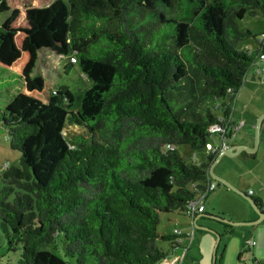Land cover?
<instances>
[{"label":"trees","instance_id":"obj_1","mask_svg":"<svg viewBox=\"0 0 264 264\" xmlns=\"http://www.w3.org/2000/svg\"><path fill=\"white\" fill-rule=\"evenodd\" d=\"M245 16L264 18V0H0V89L13 83L5 74L20 82L0 113L19 154L0 166V237L8 252L19 244L17 264L169 256L176 236L157 233L159 214L184 216L215 159L186 164L176 147L217 135L261 54L235 48L256 38L238 28ZM45 52L73 58L89 87L54 92L32 76ZM66 124L87 135L67 140Z\"/></svg>","mask_w":264,"mask_h":264},{"label":"rangeland","instance_id":"obj_2","mask_svg":"<svg viewBox=\"0 0 264 264\" xmlns=\"http://www.w3.org/2000/svg\"><path fill=\"white\" fill-rule=\"evenodd\" d=\"M238 28L240 30H246L251 34L257 36L259 33H264V18L260 16H256L253 18L245 16L242 20L238 21ZM235 48L237 51L245 50L248 52L249 55L253 56L258 49L256 38H246L245 40L238 42ZM69 63L72 64L71 70L67 69ZM257 70L258 65L257 63H254L243 83L245 89L246 86L248 88V84H250L252 78L254 79L255 84H259L257 81ZM32 76H40L41 78H43L54 92H57L60 86H68L72 87L71 90L78 96L89 87V81L87 80L86 76L79 70V68L77 67V63H74L71 60V57L67 59L65 57H59L54 54H51L50 52H45L44 54H41L39 56L35 68L33 70ZM7 77H9L10 82H12L13 79L14 80L11 86L5 87V89L7 90L0 89V113L4 111V107L13 98V96L16 94L17 90L20 87V82L17 80V78H15L13 74H5L4 78ZM226 102V99H218L210 102L208 105L211 113L213 115L221 114V104ZM213 104L216 105V109L213 108ZM63 135L67 140H70L77 135L86 136L87 131L83 127H79L77 125L72 124H66L64 126ZM207 141L209 143L211 141L216 143L215 138H211ZM176 150L178 156L182 160H184L186 164L199 165L205 160V150L203 148L198 150H192L189 146H178L176 147ZM18 159L19 154L9 148V142L7 140V131L3 129L0 121V166L3 164H8L9 166L18 165ZM245 178V182H250L248 174L245 176ZM216 189H218V187ZM244 189L245 191H247L248 188L245 187ZM244 189L242 191H244ZM252 189H254L255 191L261 190L260 187L254 186L252 187ZM244 202L252 211L249 204L245 200ZM221 207L224 210H229L230 203H223L221 204ZM178 220L180 221L181 219H179L175 214L160 213L159 224L156 230L157 233H159L160 235H172L171 233L173 231L174 225ZM198 224H203V226L201 227ZM198 224V227L206 228L207 230L193 228V233L195 234L192 233V235L190 236L191 241L190 238L189 241H184L185 246L188 245L189 247V253L193 254L195 257V264L197 263V261L201 262V259H203L202 263L204 262V264H264V257H261L256 261L251 257V251H246L247 239H252L255 241V243H257V239L261 240L264 238V226L262 224H259L257 226L255 225L256 227L245 225L235 227L237 228L236 233L225 242V249L223 252V241L216 245V235H219L217 229L218 226L216 224L202 221H199ZM241 230L247 231L246 233L242 234ZM199 234L201 236L200 238L198 236ZM160 245L164 250L168 249L167 242L161 241ZM215 246H217V248ZM239 246L242 247L240 248L242 255L240 258H237V255L240 252L236 249H239ZM7 247L8 245L6 240L3 237H0V264H17L20 256L19 244L13 246L15 251L8 252Z\"/></svg>","mask_w":264,"mask_h":264},{"label":"crops","instance_id":"obj_3","mask_svg":"<svg viewBox=\"0 0 264 264\" xmlns=\"http://www.w3.org/2000/svg\"><path fill=\"white\" fill-rule=\"evenodd\" d=\"M248 85V88L246 86L245 89L244 84H242V87L236 94L233 104L234 109L230 113L227 123L225 124V138H230L227 144L231 147V150L234 149L235 146H243L248 148L253 147L254 125L258 118L264 114V85L259 83L258 86L254 83L253 78ZM213 138L216 139V143L211 141L209 144L218 147L220 143L219 137L214 136L212 137V139ZM258 139V147L254 153L241 151L236 156L231 158L222 157L214 166L213 173L218 177L224 179L237 191L241 193L243 192V194L252 199H256L264 212V119L261 120L259 125ZM204 155L205 160L203 161V163L206 162V151ZM216 156L217 155H215V158ZM247 174L250 182H245V176ZM251 186L260 187L261 190L255 191ZM245 187L248 188L247 191H245ZM216 188L217 186L215 187V189ZM215 189L205 198L203 202L204 210L202 214L206 216H216L221 219H225L228 221L230 220L234 223H243L244 225L247 224L245 226H248L250 224H254L253 226L262 224L264 226L263 221L258 224L255 223L257 220V216L253 211L249 209V207L245 204L244 200L239 195L238 196L240 198L235 192L222 185L218 186V189ZM243 189L244 191H242ZM249 191L252 192L251 195H248ZM223 203H230L229 210H224L221 207V204ZM178 218L181 220H178L175 223L173 231L179 230L180 232H182L184 238L178 246L173 247L170 250L169 256L166 258V260L161 261L160 264H174V261L183 255V252L184 256L182 264H195V257L193 254L189 253V247L188 245L185 246L184 242L186 240L189 241V238H185V235L190 232V226L191 224H193V222H191L184 216H178ZM199 221L216 224L218 226L217 229L220 237L218 243L223 241V252L225 249V242L236 233L237 228L231 226L233 228L232 233L229 236H225L223 234L222 226L220 225L222 223L216 222L209 217H200L196 220V225L199 223ZM199 226L202 227L203 224ZM173 231L171 234H173ZM241 231L242 234H244L247 230ZM198 236L199 238L201 237L200 234ZM249 241L254 243L252 247L248 245ZM246 242V251H251V257L254 260L257 261L259 258L264 257V238L261 240L257 239V243H255V241L252 239H247ZM238 248L239 249L236 250H239L240 253H238L237 258H240L242 255L240 248L242 247L239 246ZM202 261L203 259H201V262L197 261L196 264H204V262L202 263Z\"/></svg>","mask_w":264,"mask_h":264},{"label":"built area","instance_id":"obj_4","mask_svg":"<svg viewBox=\"0 0 264 264\" xmlns=\"http://www.w3.org/2000/svg\"><path fill=\"white\" fill-rule=\"evenodd\" d=\"M256 43H257L258 49L261 51V54L259 55L258 59L254 62V63H257V65H258L259 61H264V33H259L256 36ZM71 60L74 62L73 58H71ZM257 76L259 79L258 80L259 83L264 85V70L259 66H258V70H257ZM221 121H222V119L219 118V122H221ZM209 131H210V133H216L217 135H214V136H218L220 142L225 139V134H226V127L225 126L223 128H220L218 126L211 127V128H209ZM166 148L169 150H173V147H170V146H166ZM204 150L206 151L207 154L217 155L219 152L218 147L209 144L208 141L205 144ZM203 186L204 187L202 190H199L197 188V185H195V184L191 186V190L193 192V197L188 200V202L185 206V209L183 211L184 216L187 219H189L191 222L194 219H196L197 216H199L200 214L203 213V210H204L203 202H204L205 198L208 196V194H210L214 191V189L216 187V183L213 180H210V178L207 175V181L205 184H203ZM251 194H252V192L249 191L248 195H251ZM192 233H193V225L191 224L190 232H188L185 235V238H190ZM173 235L176 236L175 242H174V247H176L182 241L184 236H183L182 232H180L179 230H174ZM248 245L252 247L254 245V243L249 241ZM183 256H184V252L180 258H177L174 261V264H182ZM164 260H166V259H164Z\"/></svg>","mask_w":264,"mask_h":264},{"label":"water","instance_id":"obj_5","mask_svg":"<svg viewBox=\"0 0 264 264\" xmlns=\"http://www.w3.org/2000/svg\"><path fill=\"white\" fill-rule=\"evenodd\" d=\"M258 66L261 67L264 70V61H259L258 62ZM264 119V114L262 116H260L258 118V120L256 121L255 124V129H254V134H253V147L252 148H248V147H243V146H235L234 149H230L231 147L227 144L228 140L230 138H225L223 141L220 142V144L218 145V149L219 152L216 156V158L213 160L212 163L209 164L206 172L208 177L210 178V180H213L216 183V186H225L226 188L232 190L233 192H235L236 194H238L242 199H244L250 206V208L252 209V211L254 212V214L257 216V220H256V224L264 221V212L262 210V207L258 204H256L252 198L246 196L245 194L237 191L233 186H231L229 183H227L224 179L218 177L217 175H215L213 173V168L214 166L218 163V161L222 158V157H226V158H231L236 156L238 153H240L241 151H245L248 153H254L258 147V131H259V125L261 120ZM200 217H209L210 219L222 223L224 225H228V226H232V227H237V226H242L244 225L243 223H234V222H230L228 220L225 219H221L219 217L216 216H206L204 214H200L199 216H197L196 219H194L193 222V228H199V229H204L207 230L206 228H200L196 225V220ZM247 225V224H245ZM254 224H250L248 226H253ZM220 240L219 235H216V245L218 244ZM216 247V246H215Z\"/></svg>","mask_w":264,"mask_h":264}]
</instances>
